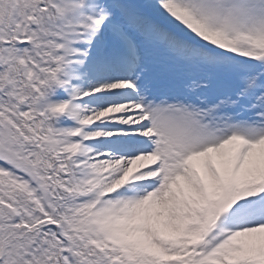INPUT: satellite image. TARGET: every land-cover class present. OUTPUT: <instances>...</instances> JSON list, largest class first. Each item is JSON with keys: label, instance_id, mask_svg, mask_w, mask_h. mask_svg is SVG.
Returning <instances> with one entry per match:
<instances>
[{"label": "snow or ice", "instance_id": "6c2138e0", "mask_svg": "<svg viewBox=\"0 0 264 264\" xmlns=\"http://www.w3.org/2000/svg\"><path fill=\"white\" fill-rule=\"evenodd\" d=\"M0 264H264V0H0Z\"/></svg>", "mask_w": 264, "mask_h": 264}]
</instances>
